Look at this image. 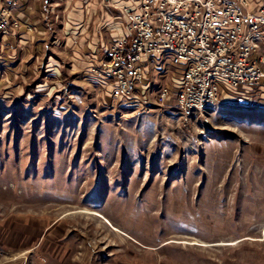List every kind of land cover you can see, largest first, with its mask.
<instances>
[{"label":"rangeland","instance_id":"374dc122","mask_svg":"<svg viewBox=\"0 0 264 264\" xmlns=\"http://www.w3.org/2000/svg\"><path fill=\"white\" fill-rule=\"evenodd\" d=\"M22 2L57 38L74 4ZM38 52L0 60V264H264V91L136 115ZM142 62L151 99L174 85L167 54Z\"/></svg>","mask_w":264,"mask_h":264},{"label":"built area","instance_id":"2783aa9c","mask_svg":"<svg viewBox=\"0 0 264 264\" xmlns=\"http://www.w3.org/2000/svg\"><path fill=\"white\" fill-rule=\"evenodd\" d=\"M131 1L132 7L114 5L127 17L130 35L115 37L99 61L80 69L110 99L138 115L153 104L166 105L174 95L185 120L225 101L224 86L238 96L264 91V0ZM19 3L0 0V43L11 47L5 37L32 30L14 13ZM158 54L168 55L174 85L162 83L151 99L142 60Z\"/></svg>","mask_w":264,"mask_h":264},{"label":"crops","instance_id":"0c3cea01","mask_svg":"<svg viewBox=\"0 0 264 264\" xmlns=\"http://www.w3.org/2000/svg\"><path fill=\"white\" fill-rule=\"evenodd\" d=\"M71 2H74V4L71 5ZM106 2L108 4H123L131 7L134 5L131 0H66L62 9L68 10L71 5L72 11L68 10V15L65 17L64 14V18L62 17L57 22L59 30V37L57 38L51 27L44 29L39 26V24L42 25L41 22L35 15L25 9L26 7H24V3L21 0L15 7L14 13L20 19L27 20L35 25V32L32 35L22 32L18 36L12 33L5 37L4 41L13 43L14 46L10 50L6 48V44L0 43V60L6 65L9 62L13 63L16 58L15 53L6 55H2V53L8 50L13 52L18 47L25 50L31 49V55L36 56L35 60L40 57L39 55H34L35 50L40 51L42 52L41 62L44 68L49 71L47 76L50 74L56 76V73L61 75V68L64 64L70 66L69 71H73L85 67L94 61H99L115 37L130 35L127 17L120 12L119 8L109 7L111 5H107ZM47 29L48 35L46 37L44 34ZM43 41L46 43L43 44ZM35 42H38V44ZM40 45L44 46L43 49ZM54 47H57L58 50H55ZM44 51L46 52L44 53ZM79 79L87 81L89 84L96 81L88 75H81ZM42 84L47 85V79ZM98 87L103 89L101 85Z\"/></svg>","mask_w":264,"mask_h":264},{"label":"bare ground","instance_id":"6f19581e","mask_svg":"<svg viewBox=\"0 0 264 264\" xmlns=\"http://www.w3.org/2000/svg\"><path fill=\"white\" fill-rule=\"evenodd\" d=\"M159 57H160V56H159ZM211 106H212V105H211ZM93 214L96 215V216H98V217H100V218H102L107 224H109V225L111 226L112 230L118 231V232H120L121 234H123V232H121V231L118 230L117 228L113 227L107 219H105L104 217L101 216V214H99V213H97V212H93Z\"/></svg>","mask_w":264,"mask_h":264}]
</instances>
